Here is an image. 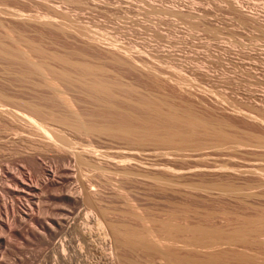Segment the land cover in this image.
Instances as JSON below:
<instances>
[{
	"label": "rangeland",
	"instance_id": "rangeland-1",
	"mask_svg": "<svg viewBox=\"0 0 264 264\" xmlns=\"http://www.w3.org/2000/svg\"><path fill=\"white\" fill-rule=\"evenodd\" d=\"M125 47L162 70L161 77L149 68L123 64ZM28 58L50 68H70L85 60L114 70L126 83L123 107L129 111L120 118L128 126L156 121L157 111L175 106L212 120L232 136L220 145H178L129 135L120 143L129 160L141 167L139 179L102 184L93 205L80 202L70 209L55 199L47 201L48 209L32 205L39 191L31 192L30 201L12 180L23 176L19 179L37 186L38 178L17 160L0 178L1 187L16 188L13 193L0 188V219L12 222L11 228L0 227V264H124L126 258L131 264H168L157 253H125L111 224L146 234L147 227L156 245L178 248L172 240H158L163 236L160 225L171 217L184 222L185 212L189 221H197L200 214L210 217L206 223L226 233L249 217L264 219V0H0V91L20 90L19 80L9 73L33 66ZM85 113L94 124L116 122L100 102L88 104ZM5 146L0 147V161L11 156V143ZM38 157L47 168L53 165L44 155ZM146 173L159 175L168 190ZM4 194L9 208L3 205ZM87 205L110 235L102 233L96 220L84 228ZM24 209L27 219L22 221ZM38 219L50 226L37 225ZM85 230L90 231L86 238ZM223 249L239 248H215ZM212 251L201 249L202 254Z\"/></svg>",
	"mask_w": 264,
	"mask_h": 264
},
{
	"label": "bare ground",
	"instance_id": "bare-ground-1",
	"mask_svg": "<svg viewBox=\"0 0 264 264\" xmlns=\"http://www.w3.org/2000/svg\"><path fill=\"white\" fill-rule=\"evenodd\" d=\"M50 24L54 25L51 22ZM114 47L117 51H121V46L115 44ZM122 49L126 56V58H120L123 64L130 68H149L155 75L161 77L162 70L161 72L156 70L158 68L154 66L155 69L153 65H149L142 56L135 57L132 54L131 56L128 48ZM27 61L33 66L9 73L19 80L16 79L20 90L13 93L8 90L0 91V147H6V141L12 145L9 147L11 156L5 160L6 162L0 161V178L9 172L12 163H16L17 160L27 165L31 174L36 175L40 183L37 182V186L30 185L26 183V180L25 182L20 180L21 177H14L12 181H15V186H22L25 189L24 194L30 201L33 200L31 192L39 191L37 192L39 196L35 197L37 202H31L39 209L51 208L47 203L50 199L58 200L59 203L65 202L69 209L80 202L93 205L96 190L102 184L123 185L125 179L135 183L142 173L141 167L138 168L137 162L129 160L131 155L125 153L126 150L124 151V146L120 143L129 135L136 140L140 135H146L154 140L177 142L178 145H201L208 141L220 145L224 144L223 141L231 139L232 135L221 125L194 112L181 111L182 109L179 110L175 106H170L165 112L157 111L156 121L142 126L133 124L128 126L120 118L123 112L128 110L123 107V103L127 101L126 83L114 70L92 66L85 60L75 61L70 68L46 67L34 63L31 58ZM75 94H79L80 98L77 99L78 96L75 98ZM94 102L103 104L108 113L116 116L114 119L116 122L94 124L89 116L85 115L87 105ZM138 105H140L139 102ZM108 139L113 140L112 145L108 144ZM239 145L254 144L239 143ZM38 155H44V158L49 159L53 163L50 166L53 170L50 167V169L47 168L48 166L43 164ZM146 174V177L156 180L163 191L167 189V182H161L159 175L157 177ZM52 175L58 180L50 179ZM40 185L42 188H39ZM0 188L5 193H13L16 189H13L10 184L6 188L4 186ZM6 196L2 204L9 208L10 202ZM42 201L46 204L42 205ZM88 205L82 221L85 223L84 228H89L92 220H96L104 235L114 233L116 243L125 253L136 250L147 251L148 255L157 253L166 259L168 264H264V219L262 217H249L245 223L226 233L219 226L208 225L206 222L211 219L210 217L205 218L199 213L197 221H189V212H185L184 222L171 217L163 220L160 225L163 236L158 240L161 242L164 241L162 239L172 240L179 244L178 248L159 247L154 242L153 231L147 227L146 234L140 232L138 228L113 223L109 228L112 232L109 231V233L106 224L98 217L94 209L90 210ZM20 212V219L22 221L27 219V211L24 209ZM171 214L177 216L175 212ZM34 221L44 228L50 226V223L39 221V219ZM8 226H12L10 220L0 219V227ZM83 233L84 238L90 235L89 230ZM223 244L239 249L215 250L217 246ZM205 248L214 249V251L202 254L201 249ZM249 250L256 251L250 253ZM63 251L65 252V248ZM130 260L126 258L123 263L131 264Z\"/></svg>",
	"mask_w": 264,
	"mask_h": 264
}]
</instances>
